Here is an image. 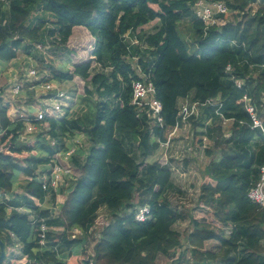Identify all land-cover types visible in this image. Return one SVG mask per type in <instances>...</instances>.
I'll list each match as a JSON object with an SVG mask.
<instances>
[{
	"label": "trees",
	"instance_id": "16d2710c",
	"mask_svg": "<svg viewBox=\"0 0 264 264\" xmlns=\"http://www.w3.org/2000/svg\"><path fill=\"white\" fill-rule=\"evenodd\" d=\"M197 1L0 3V76L23 52L48 71L26 85L28 89L75 77L89 84L83 100L86 110L74 118L69 111L60 118L48 114L40 124H48L50 131L32 143L20 140L24 122H14L11 105L0 98V193L10 194L0 202L4 264H22L17 261V246L26 258L24 264H158L159 256L183 248V235L174 229L179 222L191 226L186 238L190 250H183L170 264H185L188 252L191 264H264V208L248 197L264 166V0H223L231 19L218 15L216 25L208 28L192 12ZM191 15L194 50L179 30L183 18ZM154 21H159L156 31L145 34L143 27ZM37 45L50 46V55L37 50ZM56 56L63 59H51ZM133 61L156 88L163 105L162 125H154L131 104L132 83L141 78ZM97 64L103 69L93 73ZM237 81L243 82L241 88ZM245 96L255 106L263 129L253 127ZM189 97L200 103L217 101L204 107V115L190 120L200 132L196 134L200 142L205 136L214 139L220 159L206 166L196 206L179 209L166 197L172 181L170 159L164 155L150 159L181 122L179 102ZM208 116L214 122L205 129ZM224 121L232 122L228 134L221 125ZM80 133L91 146L84 161H75L81 158L80 150L73 157L81 176L73 185L70 182L56 213L42 206L47 197L55 205L58 195L52 188L44 189L41 177L50 174L48 165L64 148V139ZM47 135L58 145L53 147ZM128 136L141 161L128 149ZM21 175L27 178L23 184ZM21 186L23 192H18ZM135 197L136 208L125 213L123 208H129ZM144 206L150 207L151 217L138 222L135 213ZM102 208L112 212V221L104 225L89 254L84 246L103 220ZM40 225L49 229L45 245L40 243ZM76 228L85 236L75 237L71 231ZM210 241L218 243V251L205 249Z\"/></svg>",
	"mask_w": 264,
	"mask_h": 264
},
{
	"label": "rangeland",
	"instance_id": "374dc122",
	"mask_svg": "<svg viewBox=\"0 0 264 264\" xmlns=\"http://www.w3.org/2000/svg\"><path fill=\"white\" fill-rule=\"evenodd\" d=\"M254 6V5H253ZM256 7V6H255ZM232 12L230 11L227 14V20L231 19ZM192 15L184 17L183 20L179 24V30L184 37L186 41H188V44L191 45L192 50L195 49L196 43L194 42V31L192 29ZM159 21H154L152 23H149L145 27H143V31L145 34L149 35L156 31V27H158ZM60 56L52 57L51 59L57 60L56 62L61 61L62 59L59 58ZM63 57V56H62ZM18 60L16 62H19V69L18 72L14 74H9L13 72L14 68L12 65H9L6 71H3L2 75L0 76V89L4 91V96L7 101H12L10 103L11 108L17 110L19 113L29 115V114H35L37 113L38 109H41L44 105V101L48 103H54L53 100H48L50 97L47 95V91L42 88H34V89H28L26 85L29 83L34 82V78L27 77V68L29 65L25 64L24 61V53L20 52L18 56ZM32 61V60H29ZM136 62V61H133ZM68 62L66 63L65 68H67ZM135 67V65H134ZM33 69L37 73V77L42 79L44 75H47L48 71L46 72L45 69H43L42 64H36V66L33 67ZM42 69V71H41ZM103 68H96L94 69L93 73H95V70H101ZM140 73V72H138ZM14 83H18L22 86V88H25V94L20 95L18 97H12V94L10 93V90ZM51 84H55V82H47ZM60 90L64 91L68 95H70L74 100L71 101V104L68 106H64L62 112L59 116H63L66 111H69L70 118H74L81 114V110L85 111L87 107V101H83L86 92L85 89L89 85L86 81L81 80L80 78L75 79L71 82H61L57 83ZM14 98V99H12ZM66 107V108H65ZM69 109V110H67ZM201 116L205 113V108L201 107L199 109ZM10 113V110H9ZM206 128L210 129L213 125V117L208 116L204 119ZM222 128L226 134L230 132V128L232 126L231 121H224L222 122ZM213 129V128H212ZM44 131L43 124H38L36 127V130L34 133H23L21 137V141L26 143H32L35 142V139L38 137L39 134H41ZM213 132V130H212ZM47 134V132H43ZM198 130H196L192 123L187 124L185 126H181L177 133H175V136L172 139V144L170 145V148L167 149V151L163 148H161L154 157L150 159V161L158 160L162 155L167 154L169 158H171V163L168 165V167L172 170V181L170 184V187L166 191V197L171 202V204L179 209H190L191 207L196 206L198 199H199V193H200V182L202 179V175L206 169V166L210 163V161H218L220 159L219 152L215 151L214 149V139L210 136H205L202 139V142H200L201 139L196 136L198 134ZM69 138V137H67ZM48 141L51 142V138L47 135ZM73 139L72 144H78L80 150H84L85 152L89 150L91 146L90 140L84 136V135H76L75 137H71ZM127 142L130 144L128 149L130 152L133 153V155L141 161L142 158L140 157V154L137 150L136 144H131V138L130 136L126 137ZM67 145L69 141H66ZM69 146V145H68ZM71 146V145H70ZM214 148V149H213ZM207 150H213V156L208 157L206 151ZM33 155H36V152H33ZM28 156L27 153H24V157ZM85 159V157H84ZM83 159V161H84ZM173 160V161H172ZM76 175L74 178V181H72L71 185L76 183V181L80 178V171H75ZM21 181L20 183L23 184L24 180L27 179L25 176L21 175L20 177ZM70 183V182H69ZM66 182L63 186H61L59 193L62 195L65 192L63 190L67 189ZM23 186H21L19 192H23ZM18 191V190H17ZM65 197L67 195L64 194ZM60 201H63V198H59ZM137 206V197L134 198L132 201V204L129 208L125 207L123 208V211L125 210V213H131ZM99 218L103 219L101 221V224H97L94 228V231L92 235L88 237V240L85 243V248L89 254H93V249L96 241L99 239V234L102 231L105 224L110 223L112 221V212L107 208H102L100 211ZM174 229L176 231H179L182 233V245L183 248L177 249L175 251H172L169 256H159L158 258V264H170L172 263L179 255L182 253L183 250H190L189 242L186 243L187 235L191 232V226L188 222H179L174 226ZM56 232H61L62 229L56 228L54 229ZM72 234H74L75 237H84L85 235L83 232L79 229H73L71 231ZM84 235V236H83ZM206 250H212V251H218L219 245L218 243L214 241L207 242L205 245ZM243 250V248H242ZM62 250H60L61 253ZM84 258V257H83ZM19 263H22V261H26L25 259L18 260ZM190 253H187V256L185 258V264H191L192 262Z\"/></svg>",
	"mask_w": 264,
	"mask_h": 264
},
{
	"label": "built area",
	"instance_id": "2783aa9c",
	"mask_svg": "<svg viewBox=\"0 0 264 264\" xmlns=\"http://www.w3.org/2000/svg\"><path fill=\"white\" fill-rule=\"evenodd\" d=\"M8 0H0L1 2H6ZM192 12L196 16V18L203 21L204 25L208 28L211 26L216 25L217 19L216 17L218 15H224L227 16V14L230 12L226 3L222 1H212V0H198L192 7ZM133 43H138L137 39H133ZM37 50L43 52L45 55H50L48 45H37ZM19 59V58H18ZM32 60V61H29ZM24 61L26 65H29L27 68V77L34 78V81H39L40 78L37 77L36 71L33 69L35 65V60L32 58H26L24 56ZM21 64V63H20ZM135 70L138 75L141 76L139 80L133 81L132 83V100L131 104L134 105L138 112L142 115V113H146L152 120L153 124L155 125L163 123V117H162V111H163V105L162 103L156 98V88L151 80H149L145 75H142V72L140 68L136 65L135 62ZM96 68H102L99 64L95 65L93 69ZM228 72H231V67L227 68ZM140 72V73H138ZM79 77H75L77 80ZM74 79V80H75ZM81 79V78H80ZM73 80V81H74ZM82 80V79H81ZM84 81V80H83ZM33 84V83H29ZM243 85V82L237 81V86L241 88ZM40 87L44 88L48 93L50 97L48 100H53L54 103H48L44 101V105L41 109H38L37 113L35 114H29L25 115L22 113H19L17 110L10 108V117L11 119L15 121H23L25 129L23 133H34L36 130V127L38 123H43L46 119L47 115H53L54 118H60L62 116H59L60 113L63 110V107L66 105H70L71 101L74 100L70 95L65 93L64 91L60 90L59 86L51 83H44ZM38 88L37 86H33L30 89ZM25 92V88L18 84L14 83L10 93L12 94V97H18L20 95H23ZM4 96V91L0 89V98L3 99V103L5 105H8L12 103V101H7ZM12 98V99H14ZM245 108L248 111V113L251 115V118L253 120V127L254 128H260L263 129V121L259 117L257 110L255 106L251 103V100L245 96ZM217 101H207L205 103H200L199 101L191 100V98H186L183 101L179 102V116L182 118L181 122L172 130L169 132L166 142H164L161 146V148L167 149L170 148V145L172 144V139L175 136V133H177L178 129L183 125H187L191 123L190 118L191 117H199L200 111L199 109L201 107H206L207 105H215ZM66 108V107H65ZM65 115V114H64ZM63 115V116H64ZM44 131L47 132L50 131V127L48 124H44ZM42 132V133H43ZM22 133V134H23ZM78 135H86L84 133H80ZM76 136V135H75ZM73 136V137H75ZM22 137V135H21ZM87 138V137H86ZM21 140V138H20ZM88 140V138H87ZM66 141H69L68 145ZM73 139L71 138H65L64 139V148L55 153L53 156L50 165H48V169L50 174L42 176V181L44 182L43 186L44 189L52 188L57 195L60 194L59 190L61 186L64 185L66 182L67 186H70L71 181H74L75 178V170H74V164L72 162L73 157H75L80 150L81 147L77 144H72ZM51 145L53 147L57 146L58 143L56 140H51ZM71 145V146H70ZM2 150V146H0V151ZM84 151V150H83ZM85 152V151H84ZM86 151L85 153H87ZM167 159H170L167 154L164 155ZM170 165V163H169ZM2 197L4 199H9V196L5 193H0V202H2ZM249 199L251 202L260 205L264 208V166L261 167V176L259 181L253 186V188L249 191L248 194ZM56 207V205H54ZM52 209V208H51ZM56 213L58 210L53 209ZM150 207L144 206L139 207L135 213V219L138 222H145L147 219H150L151 213H150ZM95 228V227H94ZM48 228L46 225H40V243L41 245H45L46 242V233L48 232ZM16 255L20 257V260L25 259L24 256H22L21 251L19 247L17 246V249L15 251Z\"/></svg>",
	"mask_w": 264,
	"mask_h": 264
},
{
	"label": "crops",
	"instance_id": "0c3cea01",
	"mask_svg": "<svg viewBox=\"0 0 264 264\" xmlns=\"http://www.w3.org/2000/svg\"><path fill=\"white\" fill-rule=\"evenodd\" d=\"M15 64H16V61L13 63V65H12V67H14V68H16V66H15ZM18 69L19 68H17V69H14L13 70V72H11V73H9V74H14V73H16V72H18ZM25 94V93H24ZM80 154H81V158H75V161H76V159L77 160H79V162H80V160H83L84 159V157H85V152L83 151V150H80V152H79ZM81 162H83V161H81ZM77 166H75L74 165V170L75 171H77ZM75 175H76V173H75ZM20 181H21V179H20ZM24 182V181H23ZM69 187V186H68ZM19 190H20V188L18 189V192H19ZM66 190V189H65ZM65 190H63V192H65L64 194H66L67 192L65 191ZM64 194H58V196H57V202H55V205H56V207H54V205H53V201L51 200V198L50 197H47L46 198V200H45V202L43 203V205L42 206H44V207H51L52 209H56V210H58V207L61 205V204H63L64 203V201H65V199H66V197H65V195ZM9 197H10V194H7ZM63 198V201H60L59 200V198ZM23 262V264L26 262V261H22Z\"/></svg>",
	"mask_w": 264,
	"mask_h": 264
},
{
	"label": "water",
	"instance_id": "95a60500",
	"mask_svg": "<svg viewBox=\"0 0 264 264\" xmlns=\"http://www.w3.org/2000/svg\"><path fill=\"white\" fill-rule=\"evenodd\" d=\"M6 259V245L0 237V264H4Z\"/></svg>",
	"mask_w": 264,
	"mask_h": 264
},
{
	"label": "clouds",
	"instance_id": "9594fccd",
	"mask_svg": "<svg viewBox=\"0 0 264 264\" xmlns=\"http://www.w3.org/2000/svg\"><path fill=\"white\" fill-rule=\"evenodd\" d=\"M66 191V190H65Z\"/></svg>",
	"mask_w": 264,
	"mask_h": 264
}]
</instances>
